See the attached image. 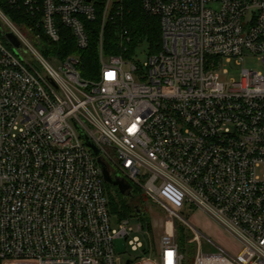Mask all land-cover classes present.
<instances>
[{
    "label": "built area",
    "instance_id": "2783aa9c",
    "mask_svg": "<svg viewBox=\"0 0 264 264\" xmlns=\"http://www.w3.org/2000/svg\"><path fill=\"white\" fill-rule=\"evenodd\" d=\"M121 1L105 0L99 78L89 81L76 56L50 62L28 36L57 41L61 25L86 49L94 0H0V261L124 264L114 239L147 229L129 226L131 217L111 227L99 156L130 185L127 196L138 188L166 213L151 264H182L174 219L193 232V264H264V0H140L161 30L142 63L103 52L105 21ZM1 5L31 24L17 26ZM4 32L19 40L15 51ZM245 54L262 70L241 67L222 81V66ZM191 209L236 251L193 227L183 216ZM202 239L216 250L204 252ZM128 243L142 247L138 235Z\"/></svg>",
    "mask_w": 264,
    "mask_h": 264
},
{
    "label": "trees",
    "instance_id": "16d2710c",
    "mask_svg": "<svg viewBox=\"0 0 264 264\" xmlns=\"http://www.w3.org/2000/svg\"><path fill=\"white\" fill-rule=\"evenodd\" d=\"M96 17L93 21H87L85 28L89 37V45L86 49H79L73 39L71 31L59 25V39L52 41L49 38L41 37L39 41H35L37 49L41 55L48 61L63 60L69 55L78 58L77 70L84 80L94 81L99 78V60H98V41L99 31L102 20V11L105 0H94ZM2 10L17 26L24 28V25L31 24L29 16L22 10L1 5ZM118 7V6H116ZM116 7L114 8L116 10ZM110 18L106 19L102 34V47L105 55L122 54L124 57H130L135 53V48L140 43L146 41L148 43V53L158 51L161 41V30L159 18L149 15L141 8L140 0H122L119 12L110 13ZM127 30L129 41L126 42L121 35L122 30ZM126 46L123 51L122 47ZM107 206L109 214L116 215L119 219L127 217H137L141 221L143 228L151 231V223L149 218L140 213L135 206H132L128 199L130 196H144L138 188L133 189L131 195L121 194L117 188L112 192L108 189L109 185L104 183ZM179 234L178 248L183 254L182 264L184 263L183 241L184 234L181 229L185 226L178 221ZM181 231V232H180ZM189 238V236H186ZM1 262V261H0Z\"/></svg>",
    "mask_w": 264,
    "mask_h": 264
},
{
    "label": "rangeland",
    "instance_id": "374dc122",
    "mask_svg": "<svg viewBox=\"0 0 264 264\" xmlns=\"http://www.w3.org/2000/svg\"><path fill=\"white\" fill-rule=\"evenodd\" d=\"M28 37L31 42L36 45V42L32 39V37ZM8 47L13 51L16 50V48L12 44H8ZM148 51V43L146 41H143L139 44V46L135 48V58L141 63L144 62L146 60ZM241 67L262 70L263 65L255 56L245 54L243 58L238 61V64L235 61L225 63L219 72L220 79L225 83L230 82L232 79H237L239 77V70ZM223 70H225V72ZM115 188V186L111 185H109L108 187V189L112 192L115 190ZM128 201L132 206H135L140 213H144L149 218V221L151 223V231L147 230V232L143 234L141 231L133 230L130 231L126 237H118L114 239V250L116 254H118L122 258V261H124L125 259H132L136 260L134 264H151L149 260L157 258L159 238L166 230H168V225H165V221L167 219L166 213L162 210L159 205L153 203L150 199L141 195L138 197L130 196ZM183 216L193 227L199 229L205 235L210 237L213 241H215L216 244L228 248L232 252L236 251V247L233 245L232 241L230 240V237L226 234V232L209 217L205 216L203 213L196 211L195 209H191L190 211L185 212ZM119 220L120 219L116 215L111 214V227L118 228ZM173 222V235L176 242H178L177 240L180 237V226L178 224L177 219H174ZM137 224H141V221L137 217H131L129 219V226L134 228L137 226ZM184 226L185 229H181V231H183L184 234L186 233V236H189V238L184 236L183 241V251L185 258L184 263L193 264L195 253L198 249V244L197 242L190 241L193 232L190 227H188L187 225ZM137 235L139 236V240L142 243V247L138 250H132L128 242L129 240H132L134 236ZM201 247L204 252H214L216 250L215 246H213L210 242L206 243L205 239L201 240ZM139 256H143V260L137 258ZM0 264L19 263L1 261Z\"/></svg>",
    "mask_w": 264,
    "mask_h": 264
},
{
    "label": "water",
    "instance_id": "95a60500",
    "mask_svg": "<svg viewBox=\"0 0 264 264\" xmlns=\"http://www.w3.org/2000/svg\"><path fill=\"white\" fill-rule=\"evenodd\" d=\"M3 39L10 44H12L16 49L19 47V40L15 37L12 32H4ZM82 137L86 144L90 146L96 155H98L99 151L94 146V144L86 137V135L81 131ZM97 162L102 171V177L106 184L115 186L121 194H127L129 192L130 185L124 181V179L119 178L117 176H111L105 163L101 160V158L97 157ZM132 259H126L124 264H131Z\"/></svg>",
    "mask_w": 264,
    "mask_h": 264
}]
</instances>
